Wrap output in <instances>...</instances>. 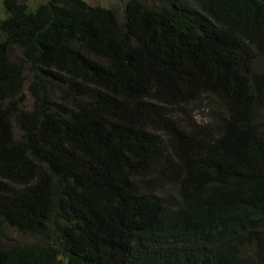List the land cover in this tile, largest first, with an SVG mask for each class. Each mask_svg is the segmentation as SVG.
Masks as SVG:
<instances>
[{
    "label": "trees",
    "instance_id": "obj_1",
    "mask_svg": "<svg viewBox=\"0 0 264 264\" xmlns=\"http://www.w3.org/2000/svg\"><path fill=\"white\" fill-rule=\"evenodd\" d=\"M161 2L5 1L0 264H264V0Z\"/></svg>",
    "mask_w": 264,
    "mask_h": 264
},
{
    "label": "rangeland",
    "instance_id": "obj_2",
    "mask_svg": "<svg viewBox=\"0 0 264 264\" xmlns=\"http://www.w3.org/2000/svg\"><path fill=\"white\" fill-rule=\"evenodd\" d=\"M6 0H0V25L1 22L5 19L6 17V10H5V3ZM17 2L24 4L28 6L30 10H35L38 8L41 4L46 3L49 0H16ZM84 2H87L88 5L92 7H105L112 9L115 11L117 14L118 18L120 21L124 20L125 16V8L127 5V0H82ZM139 3L147 5V7L153 8L155 6H161L163 4L161 1L164 0H137ZM2 39V36L0 34V40ZM14 55L15 59L20 60L21 58V53L17 50L14 49ZM26 67V77H27V82L25 84L24 90H23V97L21 96L20 100L17 102L18 103V108L20 109H30L31 106L33 105V100L32 97L29 93L28 86L30 81L32 80V76L29 73V68L28 66ZM207 109L204 112H196L194 114V117L197 122L202 123L207 119ZM6 241L10 244H20V245H25L27 242H34L35 238L31 237H22L20 236L14 229H6Z\"/></svg>",
    "mask_w": 264,
    "mask_h": 264
}]
</instances>
